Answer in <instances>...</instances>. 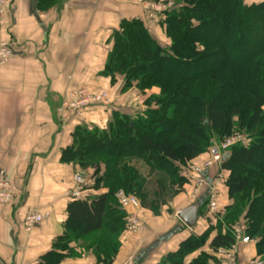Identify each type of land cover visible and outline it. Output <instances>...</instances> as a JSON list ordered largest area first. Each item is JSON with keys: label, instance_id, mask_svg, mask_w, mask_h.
Here are the masks:
<instances>
[{"label": "trees", "instance_id": "obj_1", "mask_svg": "<svg viewBox=\"0 0 264 264\" xmlns=\"http://www.w3.org/2000/svg\"><path fill=\"white\" fill-rule=\"evenodd\" d=\"M156 19L165 42L143 20L121 22L102 75L112 83L124 77L123 91L134 86L143 94L153 88L160 93L150 96L147 110L114 111L104 130L75 129L62 160L93 172L88 187L105 192L69 202L66 232L38 264H60L79 241L98 264H111L128 217L115 194L124 190L146 205L155 173L164 178L160 187L167 183L179 193L189 183L193 161L214 138L229 136L236 127L252 142L233 147L222 164L230 203L220 208L215 225L183 241L168 261L217 263L216 252L234 245L233 229L241 224L246 235L259 240L257 255L264 261V0H176ZM138 164L150 174L143 175ZM198 201L199 216L208 218L206 188Z\"/></svg>", "mask_w": 264, "mask_h": 264}, {"label": "crops", "instance_id": "obj_2", "mask_svg": "<svg viewBox=\"0 0 264 264\" xmlns=\"http://www.w3.org/2000/svg\"><path fill=\"white\" fill-rule=\"evenodd\" d=\"M6 1L0 42L11 44L13 57L0 69V167L10 178L15 199L0 206V264H38L66 232L67 207L77 188L75 176L83 171L62 160V151L72 144L75 129L87 126L104 130L114 111L130 114L142 110V106L129 105L127 98L132 93L140 100L137 89L123 94L122 77L112 83L102 74L114 31L124 20L138 19L146 24L147 10L136 0ZM151 33L165 42L158 28ZM82 88L95 94L111 92V106L87 110L84 121L77 118L63 123V101L69 92ZM159 93L154 88L142 95ZM204 159L202 154L193 163ZM214 169L212 176L216 174ZM147 170L145 176L150 174ZM163 179L158 173L150 175L146 205L126 212L138 215L144 230L122 233L120 250L111 264H121L130 256L134 264H171L168 255L179 250L183 241L217 223L214 217L199 216L196 226L189 229L178 214L191 202L178 194L172 202L160 204L165 195L159 188ZM88 186L86 198L105 192ZM229 203L226 189H221L220 208ZM32 212L46 218L26 230L24 219ZM82 244H71L73 255H67L60 264H98ZM257 249L253 244L240 245L238 264L261 261ZM199 254L192 253L186 263Z\"/></svg>", "mask_w": 264, "mask_h": 264}, {"label": "built area", "instance_id": "obj_3", "mask_svg": "<svg viewBox=\"0 0 264 264\" xmlns=\"http://www.w3.org/2000/svg\"><path fill=\"white\" fill-rule=\"evenodd\" d=\"M141 6H145L147 10V29L151 32V28H157L154 23L155 16L171 10L176 6L175 0H165L161 3H155L153 0H136ZM6 0H0V29L5 16ZM155 18V19H154ZM154 19V20H153ZM13 57L12 46L9 42H0V69L10 61ZM111 96L107 92L95 94L86 89H76L68 93V96L63 101L61 106V120L63 123H68L71 119H79L84 121V114L87 110L97 107L111 106ZM251 138L244 133H236L233 137L228 138L221 144H216L209 149L208 157L200 164H191L187 174L188 184L193 189L194 197H197L201 189L208 190V206L207 211L209 216L214 219H219L220 205L219 197L221 189L226 186L227 172L222 169L223 156L231 153V149L235 146L248 147L251 144ZM216 168L214 177H210L211 170ZM210 175V176H208ZM77 184L76 190L72 193V199H81L84 197V192L88 181L80 176L78 173L75 176ZM119 206L127 212L129 209L140 210L141 202L139 198L132 193H127L120 190L115 194ZM15 199L11 187L10 178L5 169L0 167V206L9 205ZM46 215H39L38 213H29L25 219L23 226L26 230H31L35 225L43 222ZM144 226L141 224L138 215L128 214L126 220V232L141 233ZM246 227L238 225L233 229L235 236V243L230 249H220L216 252L217 263L215 264H238V250L240 245H257L259 240L251 238L245 234ZM134 257H128L121 264H134ZM108 264V263H103ZM252 264H264V261H254Z\"/></svg>", "mask_w": 264, "mask_h": 264}, {"label": "rangeland", "instance_id": "obj_4", "mask_svg": "<svg viewBox=\"0 0 264 264\" xmlns=\"http://www.w3.org/2000/svg\"><path fill=\"white\" fill-rule=\"evenodd\" d=\"M155 3H161L162 1H165V0H160V1H156V0H153ZM175 2H176V0H175ZM159 15V14H158ZM158 15H156L155 16V18H157L158 17ZM154 18V19H155ZM153 19V20H154ZM157 19H155L154 20V23H157V21H156ZM145 23V22H144ZM149 27H150V24L149 23H146ZM145 24V25H146ZM157 26V28H158V25H156ZM154 29L153 28H151V31H153ZM119 77H121V76H119ZM123 78V83H122V89H123V86H124V81H125V79H124V77H122ZM116 82V81H115ZM133 88H135L136 89V87H132L131 89H133ZM121 89V93H123V94H126V95H128V93H129V90H131V89H128V90H122ZM154 89V88H153ZM158 89V88H157ZM87 90V89H86ZM138 90V89H137ZM152 90V89H151ZM151 90H148V91H151ZM139 91V90H138ZM140 92V91H139ZM139 92H137V94H140L138 97L139 98H141L140 100H137V98L136 97H134L133 95H132V93H131V96L129 97H127L128 98V100H129V105H134V106H137V105H139L140 106V108H141V106H142V110L143 109H146L147 107V105H148V103H147V101L149 100V98H150V96H148V97H146V96H143L142 94L143 93H139ZM147 92V91H146ZM145 92V93H146ZM109 94H110V96H111V102H112V98H113V94L111 93V92H108ZM144 93V94H145ZM117 95H119V94H117ZM142 110H140V111H142ZM236 133H242V132H240V131H238V128L236 127L235 129H234V132L233 133H231V135H229V136H224V137H222V138H217L216 137V139L214 138L213 139V141H211V144H210V146H209V148H208V150L206 151V153H204L203 155H205L206 156V158L208 157V152H209V149L212 147V146H214V145H216V144H221L222 142H224L225 140H227L228 138H230V137H233ZM245 134V133H244ZM248 136V135H247ZM251 141H252V139H251ZM202 156V155H201ZM200 157V156H199ZM192 164H200L199 162H197V163H192ZM138 166V168L140 169V171H141V173L143 174V175H147V172H148V170H147V168H145L144 167V165H141V164H138L137 165ZM80 173V176L82 177V178H84V179H86L89 183H93V180H90V175L89 174H92V173H89V171H87V170H83V171H81V172H79ZM213 175H215V174H213ZM211 177H214V176H212V174H211ZM89 183H88V185H89ZM160 188V190L161 189H163L164 190V193H165V195H164V197L163 198H161V202H160V204H163V203H170V202H172L173 201V199H174V196H177L178 194H184L185 195V197H187V201H188V203L189 202H191V204H194L195 203V201L197 200V197H194V195H193V189L191 188V187H189V184H187V185H185L184 186V188L181 190V191H179V193H175V190L173 191L171 188H170V186L167 184V183H165L164 185L162 184V187H159ZM174 202H175V200H174ZM207 208V207H206Z\"/></svg>", "mask_w": 264, "mask_h": 264}, {"label": "water", "instance_id": "obj_5", "mask_svg": "<svg viewBox=\"0 0 264 264\" xmlns=\"http://www.w3.org/2000/svg\"><path fill=\"white\" fill-rule=\"evenodd\" d=\"M145 110H147V108ZM230 157H231V153L225 154L222 159L223 163H226L230 159ZM201 206H202V201H198L178 214L179 219L189 229H193L196 226L199 220V212L201 210L200 209Z\"/></svg>", "mask_w": 264, "mask_h": 264}]
</instances>
